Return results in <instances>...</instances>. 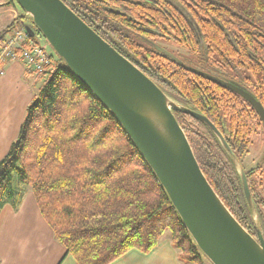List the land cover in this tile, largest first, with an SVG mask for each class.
<instances>
[{
	"label": "trees",
	"instance_id": "1",
	"mask_svg": "<svg viewBox=\"0 0 264 264\" xmlns=\"http://www.w3.org/2000/svg\"><path fill=\"white\" fill-rule=\"evenodd\" d=\"M62 1L76 14L81 10L84 17L78 16L167 96L205 115L239 162L254 131L264 133L258 113L240 94L188 70L144 39L184 48L192 57L168 50L187 64L192 61L238 82L264 108V0H112L128 15L111 11L103 0ZM178 6L193 19L197 34ZM18 18L0 31V42ZM43 74L47 76L26 106L16 138L0 159V209L6 203L18 206V182L29 185L42 217L75 264H108L130 248L148 252L165 232L182 261L211 264L202 260L115 116L58 56L35 73ZM172 112L208 182L256 237L239 174L217 136L199 119ZM259 167L245 169L246 177ZM249 187L264 237V197L253 179Z\"/></svg>",
	"mask_w": 264,
	"mask_h": 264
},
{
	"label": "water",
	"instance_id": "2",
	"mask_svg": "<svg viewBox=\"0 0 264 264\" xmlns=\"http://www.w3.org/2000/svg\"><path fill=\"white\" fill-rule=\"evenodd\" d=\"M70 72L115 116L167 194L183 225L211 264H264V237L247 178L223 134L202 113L176 103L129 59L96 33L62 0H14ZM152 45L188 70L240 94L258 113L264 108L238 82L184 63ZM172 109L206 124L236 168L253 219L256 237L226 207L202 172Z\"/></svg>",
	"mask_w": 264,
	"mask_h": 264
},
{
	"label": "crops",
	"instance_id": "3",
	"mask_svg": "<svg viewBox=\"0 0 264 264\" xmlns=\"http://www.w3.org/2000/svg\"><path fill=\"white\" fill-rule=\"evenodd\" d=\"M21 17L12 0H0V31ZM18 18V19H19ZM21 19V18H20ZM39 77L25 67L20 57L0 60V159L16 138L28 103L36 95ZM21 201L14 208L6 203L0 209V264H75L74 257L54 237L42 217L29 187H23ZM108 264H184L169 234L160 238L148 252L128 249Z\"/></svg>",
	"mask_w": 264,
	"mask_h": 264
},
{
	"label": "rangeland",
	"instance_id": "4",
	"mask_svg": "<svg viewBox=\"0 0 264 264\" xmlns=\"http://www.w3.org/2000/svg\"><path fill=\"white\" fill-rule=\"evenodd\" d=\"M13 6L14 8L19 11L20 13H23L22 9L20 8V6L13 0ZM21 23L23 25L28 24V25H32L31 19L28 17H26L25 15L21 14ZM33 38L35 39V41L44 49V51L51 56V60L55 61L57 60V55L56 53L53 51V49L51 48V46L48 44V42L46 41V39L42 36V34L40 32H35ZM161 46H164V48L166 49H170L173 50L174 52L178 53L180 55V57L183 58V56H188V57H192L190 56V54L187 52V50H185L182 47H179L177 45H175L172 42H167L161 39H158L157 41ZM186 60V59H185ZM189 64H192V61H188ZM47 76V74H43L39 77H31L33 80H36L37 82V86L39 87L43 81V79ZM37 90V91H36ZM35 91L38 92V88H36L35 86ZM175 101V100H174ZM176 103H178L177 101H175ZM251 144L249 145L248 148V154L246 153V155H243L242 157V165H244L245 169H249V168H255L257 165H259L258 162L261 161V165H260V169L261 171H257L254 175H253V180L255 181V185H256V189L260 192V194L264 197V157L263 160L260 159L263 156V150H264V133L262 130L260 129H256L254 131V134L252 136L251 139ZM23 187H29V185L27 184H23ZM264 211V208H263ZM165 234H169L168 232H165ZM202 260L203 261H207V259L202 255ZM184 264H199L197 262H184Z\"/></svg>",
	"mask_w": 264,
	"mask_h": 264
},
{
	"label": "built area",
	"instance_id": "5",
	"mask_svg": "<svg viewBox=\"0 0 264 264\" xmlns=\"http://www.w3.org/2000/svg\"><path fill=\"white\" fill-rule=\"evenodd\" d=\"M16 57H20L27 70L33 73H41L51 60L50 55L29 36L21 20L13 22L0 42V60Z\"/></svg>",
	"mask_w": 264,
	"mask_h": 264
},
{
	"label": "flooded vegetation",
	"instance_id": "6",
	"mask_svg": "<svg viewBox=\"0 0 264 264\" xmlns=\"http://www.w3.org/2000/svg\"><path fill=\"white\" fill-rule=\"evenodd\" d=\"M105 3V5H107L109 8H110V10L111 11H116V12H118V11H120V12H122V13H126L127 15L129 14L128 12H125V10L123 9V8H121L119 5H118V3H116V2H114V1H112V0H103ZM119 1H123V0H119ZM127 2H132L133 0H126ZM134 1H137V2H144V3H148L150 0H134ZM179 7V6H178ZM180 9H181V11L185 14V15H187L186 17H187V20H188V22H189V24L192 26V28H194L193 30H194V33L195 34H197V27H196V24H195V22L193 21V19L190 17V16H188V14L186 13V11L182 8V7H179ZM73 11V10H72ZM78 14L77 15H79V16H83L84 17V14H83V12L81 11V10H78ZM92 28V27H91ZM93 29V28H92ZM94 30V29H93ZM95 31V30H94ZM97 33V32H96ZM144 39H146V41L149 43V44H151L152 45V43L151 42H154V43H156L157 45H159V46H161L157 41H153V40H151V39H148V38H144ZM197 40H200L201 41V39L199 38V37H197ZM161 47H163L164 48V46H161ZM164 49H166V48H164ZM166 50H168V49H166ZM169 51V50H168ZM169 52H171V51H169ZM172 53V52H171ZM176 53V52H175ZM173 54V53H172ZM175 55V54H174ZM176 56V55H175ZM177 57V56H176ZM185 63V62H184ZM190 65V64H189ZM192 65V64H191ZM195 65H197V64H193V66H195ZM202 69V68H201ZM202 70H206V69H202ZM223 77V76H222ZM253 136V135H252ZM252 139V138H251ZM251 144V143H250ZM249 148V147H248ZM249 151V150H248ZM247 151V152H248ZM246 152V153H247ZM246 153H244L243 155H246ZM248 154V153H247ZM243 155H242V157H243ZM242 157H241V162H240V164L242 165L243 163H242ZM263 157H264V150H263V156H262V158H260V159H262L263 160ZM259 163V165H261V161L260 162H258ZM258 165V166H259ZM242 167H243V169H244V172H245V167H244V165H242ZM257 167V166H256ZM255 174V173H254ZM246 175V174H245ZM247 178V177H246ZM253 178H252V176H249V178H247V182H248V186H249V181L250 180H252ZM249 189H250V187H249ZM251 192V191H250ZM260 193V192H259ZM262 232V231H261Z\"/></svg>",
	"mask_w": 264,
	"mask_h": 264
}]
</instances>
